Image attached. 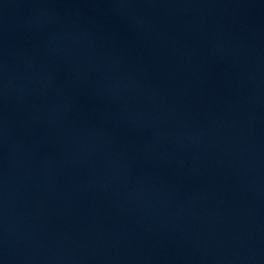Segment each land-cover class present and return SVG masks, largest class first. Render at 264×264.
I'll return each mask as SVG.
<instances>
[{
    "label": "water",
    "instance_id": "obj_1",
    "mask_svg": "<svg viewBox=\"0 0 264 264\" xmlns=\"http://www.w3.org/2000/svg\"><path fill=\"white\" fill-rule=\"evenodd\" d=\"M0 264H264V0H0Z\"/></svg>",
    "mask_w": 264,
    "mask_h": 264
}]
</instances>
